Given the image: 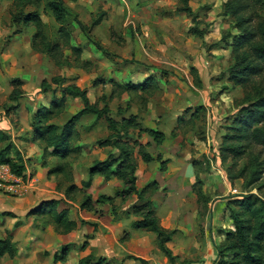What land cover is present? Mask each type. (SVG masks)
Wrapping results in <instances>:
<instances>
[{"label":"rangeland","instance_id":"rangeland-1","mask_svg":"<svg viewBox=\"0 0 264 264\" xmlns=\"http://www.w3.org/2000/svg\"><path fill=\"white\" fill-rule=\"evenodd\" d=\"M63 1L86 28L82 32L73 23L65 29L69 33V46L84 50L82 56L81 52L78 57L58 36L59 26L50 13H44V2L18 6L11 0H0V34L7 32V37L0 41V54L8 39L14 36L29 39L32 53L43 58L47 70L44 81L50 82L55 76L71 80L89 91L91 103L98 102L99 108L107 103L110 116L116 121L136 116L128 132L132 134L131 142L140 141L145 134L139 128L165 134L161 146L149 138L150 144L142 145L145 150L151 149L146 151L154 158L160 157V161L145 164L135 150L139 185L142 181L144 187L150 185L146 197L152 201L160 226L164 223L165 229L161 227L165 231L174 232L167 244L172 261L159 251L156 255L160 254L165 264H227L232 256L220 252L227 234L234 232L231 212L239 207L233 196L254 195L264 200V147L234 130L240 110L264 97V72L253 77L246 87L236 86L230 80L231 44L239 36V29L235 18L225 12L229 0H189L192 16L180 12L182 0ZM100 13L104 14L101 23L90 29L91 21ZM18 14L22 18L15 20ZM29 14L39 16L44 39L59 48L57 61L61 67L54 64L53 58L38 53L42 41L33 40L38 28L33 21H23ZM245 18H249L256 39L261 40L258 28L264 27V8L250 7ZM2 63L3 60L0 67ZM14 70L20 68L14 66ZM147 80L150 86L144 91L128 88ZM46 97L51 100L52 95ZM11 104L5 106L12 108ZM81 108L78 101L68 99L67 111L50 123L61 126ZM30 118L31 125L34 118ZM76 134L72 148L81 142L80 134H102L97 136L102 141L110 132L103 120L84 116L76 125ZM98 149L101 150L98 158L105 160L107 151ZM74 158L71 156L65 162ZM233 176L239 177L230 183ZM69 186L62 184L58 190L64 192ZM83 194L75 190L65 198L70 202L65 207L69 213L70 207L74 210L80 207ZM0 197L19 199L1 194ZM138 204L135 202L134 206ZM30 217L36 225H46L44 219ZM2 230L0 223L3 239L9 234ZM37 233L39 240L44 233L54 235L52 227ZM17 239L24 241V236ZM66 244L67 241L62 242L57 250ZM70 249L72 255H81L79 245ZM31 251L28 254L32 262L27 264H39L52 255L49 251L37 254ZM5 259L0 264L9 260Z\"/></svg>","mask_w":264,"mask_h":264},{"label":"trees","instance_id":"trees-1","mask_svg":"<svg viewBox=\"0 0 264 264\" xmlns=\"http://www.w3.org/2000/svg\"><path fill=\"white\" fill-rule=\"evenodd\" d=\"M13 4L18 6H27L29 4L39 5L43 3L44 13H50L54 21L58 24V36L65 41L66 47L69 46V33L65 30L72 27L73 23L79 26L83 32L86 28L78 21L73 12L68 9L63 0H11ZM76 1V0H72ZM183 8L180 12L187 13L192 16L189 8V0H182ZM252 6L264 8V0H229L225 6V12L235 18L236 26L239 29V36L233 38L232 58L233 64L229 69L230 80L236 86L246 87L251 79L264 72V27L259 26V35H262L261 40L256 39V34L250 27L249 18H245V11ZM104 17L103 13L98 14L97 18L91 21L90 29L97 27ZM21 14L15 17V20H20ZM23 21L29 23L33 21L38 32L34 35L33 40L40 38L42 41L41 49L37 50L35 45L34 50L38 53L46 55L54 59V64L60 66L57 61L58 54L57 45H53L50 41L45 40L41 27L42 23L39 16L29 14L23 17ZM197 35H202V32L194 30ZM88 40V39H87ZM71 48V47H70ZM75 54L80 57V49L71 48ZM100 50V47H97ZM79 61V58L78 60ZM67 66V65H66ZM150 82V81H149ZM13 89L8 96V102L12 103V110L18 109L16 105L18 101L24 98L21 90V82L14 80L12 82ZM69 80L59 76L52 77L50 82L42 81L40 84V94H51L49 108H41L37 111L32 122V140L40 143L43 151V158L54 157L59 162H64L61 165L51 169L48 176L62 173L71 183L64 191L65 197H68L72 191H78L83 194V202L80 208L86 211H95L91 195L87 194L90 188L93 177L100 175L105 181L111 178H116L121 181L123 188L115 192L114 198H136L138 206H133L132 209L138 221L131 224L133 230H141L151 233L156 237L158 251L172 261L170 250L167 244L171 242L174 232L165 231L159 224V220L155 215L152 201L147 196L150 185L145 186L141 191L136 188V171L137 163L134 159V153L137 149L138 156L145 164H150L154 160L160 161V157L154 158L145 150V146L138 143L137 140H129V130L135 122L136 116L120 121L114 120L110 116V110L107 103L99 108L98 103L91 104L87 91L80 89L74 84H68ZM150 83L144 81L142 84L130 86L128 88L144 91ZM59 94V97L57 96ZM78 99L82 104L81 110L72 116L65 124L59 126L50 123L52 120L60 117L64 112L66 99ZM100 100H104L101 97ZM8 108V107H6ZM84 116H92L95 121L103 120L107 129L110 132L105 140L97 142L98 147H111L119 151V156L114 158L108 155L107 158L100 162H94L90 168L87 180L81 182V188H77L73 183L72 172L69 162H65L71 156H76L79 150L71 147L74 136H76V125ZM179 121V120H178ZM180 122V121H179ZM264 97H259L255 102L246 108L240 110L236 119L234 130L242 134L245 139H249L251 143L264 147ZM139 132L145 133L156 146H161L165 140V135L154 129H138ZM77 144V143H76ZM233 151V150H232ZM239 154L238 151H233ZM0 165H6L10 170L22 176L25 172V165L22 155L16 149L9 135L0 132ZM239 176L230 177V183L238 179ZM114 198L101 195L95 201V204H108L111 214L115 212L113 207ZM233 202L238 205L237 211L232 210L231 221L234 226V232L227 234V242L221 245V254H230L232 259L227 264H264V200L254 195L233 196ZM241 199V200H240ZM30 215L36 217L49 216L57 228L63 229L64 233L72 231L76 225L70 222L67 218V212L62 211L57 213L55 210V202H46L42 206L31 212ZM1 217L16 218L11 213L0 214ZM82 225H85L82 223ZM20 223L16 224V227ZM68 246L62 248L59 254L54 256L55 262L65 263ZM83 253L87 252L84 257L80 258L78 264H108L107 260L98 257L88 248L85 243L81 246ZM18 256V248L11 236L0 239V262L3 259L13 260ZM142 264L146 262L140 260Z\"/></svg>","mask_w":264,"mask_h":264},{"label":"crops","instance_id":"crops-1","mask_svg":"<svg viewBox=\"0 0 264 264\" xmlns=\"http://www.w3.org/2000/svg\"><path fill=\"white\" fill-rule=\"evenodd\" d=\"M3 33L0 34V41L7 37V32ZM1 51L0 62L3 60V63L0 67V132L10 136L16 149L22 155L26 174H31L37 181L34 189L22 198L12 200L0 197V214L11 213L16 217L14 219L9 217L0 218L2 231L9 234L16 245L20 243L17 247V258L8 260L4 264H27L28 261L32 262L28 254L31 250L32 253L35 252L33 254H37L39 251L52 253L51 256L44 259V262H39V264H62L61 262H55L54 256L62 251V247L58 250L57 247L65 241H67L65 246H68L69 250L64 264H71L72 260V264H78L79 259L87 253L81 251V246L85 243L96 256L106 259L108 264H142L140 260L146 262V264H157L155 258L158 262L163 261V264H165L160 254L156 255L158 251L156 237L151 233L131 228V224L139 220L132 209L136 198H114V189L120 190L123 188L122 182L116 178L105 181L100 175L93 177L91 186L86 192L91 195L96 212L82 210L80 207L77 209L78 211L70 207L71 212H68L65 207L70 202L65 199L67 197H65L64 192L58 190V187L62 184L68 183L70 185L71 183L62 173L48 176L51 169L64 162H59L54 157H46L42 161V146L32 140V134H27L32 132V123L29 124L30 117L33 116L34 118L41 108L48 109L51 101L46 97L49 93L40 94V84L47 75L43 58L32 53L30 40H25L22 36H14L8 39ZM81 52L82 56L85 51L82 50ZM14 66L20 68V71L14 70ZM14 80L21 82L20 88L25 96L16 104L18 106L16 110L5 106L9 105L8 96L13 89L12 82ZM68 84L74 83L70 80ZM84 90L87 91V96H89V91ZM68 99L70 98L66 99L64 111H67ZM71 100L76 101V103L78 101L81 104L78 99ZM95 103L98 102L91 104ZM98 135L102 134H80L81 142L76 144L79 153L69 162L73 179L72 184L77 187L81 182H85V178H87L94 162L104 161L98 158L101 152L98 149L100 147L97 145V142L100 141L97 139ZM131 135H128L129 140L132 139ZM141 138L138 141L141 145L150 144L149 137L146 134H142ZM147 148L146 150H151ZM102 149L107 151V155H112L114 158L119 156V151L116 149L111 147ZM136 155L135 152L134 159L137 163ZM137 172L138 168L136 171V188L141 191L145 182L142 181V184L139 185ZM101 195L114 198L115 213L113 215L108 204H95V201ZM52 201L55 202L56 212L66 211L68 220L76 225L72 231L64 233L63 229L55 226L49 216L40 217L44 219L45 226L42 224L36 225L30 217L31 212L38 210L42 204ZM47 222H50L51 225H47ZM17 223H20V226L16 227ZM82 223L85 225H82ZM161 226H164V229L166 227L164 223ZM46 227H52L54 235L44 233L43 236H40L42 240H39L37 230L43 231ZM21 235L24 236V241L17 239V237L21 239ZM67 238L68 240H66ZM0 239H2L1 236ZM73 245H79V253L84 255L78 254L77 257L74 256V253L72 255L70 247ZM23 249L26 252H23Z\"/></svg>","mask_w":264,"mask_h":264},{"label":"built area","instance_id":"built-area-1","mask_svg":"<svg viewBox=\"0 0 264 264\" xmlns=\"http://www.w3.org/2000/svg\"><path fill=\"white\" fill-rule=\"evenodd\" d=\"M37 181L31 174L23 173L22 176L14 174L6 165H0V194L22 198L32 191Z\"/></svg>","mask_w":264,"mask_h":264}]
</instances>
